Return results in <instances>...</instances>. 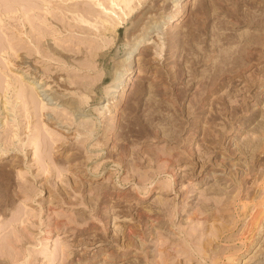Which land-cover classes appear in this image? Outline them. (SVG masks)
<instances>
[{"label": "rangeland", "instance_id": "obj_1", "mask_svg": "<svg viewBox=\"0 0 264 264\" xmlns=\"http://www.w3.org/2000/svg\"><path fill=\"white\" fill-rule=\"evenodd\" d=\"M16 1L0 0V264H264V0ZM86 3L90 30L68 9ZM34 14L54 50L35 49Z\"/></svg>", "mask_w": 264, "mask_h": 264}, {"label": "bare ground", "instance_id": "obj_2", "mask_svg": "<svg viewBox=\"0 0 264 264\" xmlns=\"http://www.w3.org/2000/svg\"><path fill=\"white\" fill-rule=\"evenodd\" d=\"M15 1V0H14ZM121 2H122V4L124 5V6H126L128 3H129V0H121ZM16 3L18 4V5H20V6H22V9H23V7H25L26 6V4H29V3H31V2H24V1H22L21 3L20 2H18V0L16 1ZM118 4L117 2H115L114 0H112V4ZM120 3V2H119ZM37 5V4H36ZM35 4H33L32 3V6L30 5V8H25L26 9V11H28V10H30V9H32V10H34L35 9V7H37ZM100 5H101V3H100ZM7 7V6H6ZM123 7V6H122ZM121 7V8H122ZM104 8H106V7H104ZM104 8H102L101 10H103ZM6 9V8H5ZM4 9V10H5ZM69 10L71 9L72 10V12L74 13V15L72 16L74 19L73 20H76V23H78L79 25H80V23H82V28L83 29H86V30H90V27H88L87 26V24L86 23H90V24H92V21H90L88 18L89 17H93V16H96V15H101L99 12H98V9L97 8H95L94 6H92V5H90V4H88V3H86V5L83 7V8H79V9H77V8H68ZM14 10V9H13ZM24 12H25V10H24ZM102 12H107L104 16H107L108 18H105V21H110L111 23L110 24H112V22L114 21V18L115 17H119V14H117V11L116 10H114V9H111V11L110 10H104V11H102ZM115 14H117V15H115ZM124 14V13H123ZM36 14H34L32 17H30L29 18V22H30V29L32 30H30V32H35V34L37 35V36H35L34 37V44H35V49L36 50H38L39 52H41V53H43L42 51H47V48H49V50H54L53 48L54 47H52V46H50V45H47V46H45V48L43 47V45H44V43H42V40H41V38H43V37H45L46 36V33L47 32H41V30L43 29V30H47V28L46 27H44L41 23H37L36 21H35V19H34V16H35ZM39 15V14H38ZM55 18H57V19H60L61 21H66L67 23V25L69 26H73L71 23L72 22H70V20H66V17H65V15L64 14H59V15H55ZM178 18V16H176L175 18L173 17V21H175V19H177ZM1 22V21H0ZM115 22H113V24H114ZM84 24V25H83ZM75 25H77V24H75ZM89 25V24H88ZM93 25V24H92ZM115 25V24H114ZM0 28H1V24H0ZM3 31V30H2ZM1 40V39H0ZM141 41H144V37L141 39ZM2 44H4V41H0V49L2 48V47H4V45H2ZM43 44V45H42ZM42 47H43V50H42ZM57 51V50H56ZM58 53H60L61 55H62V53L60 52V51H57ZM139 68V67H138ZM129 70V68L127 69L126 68V74H128V77L126 76V78H125V80H124V83H122V85L120 86V90H119V94H118V96H117V102H119V101H122L125 97H126V94H127V89H128V87H129V84H131L133 81H134V77H138V75H136V76H133L132 74H131V72L130 71H128ZM140 71V70H139ZM26 73L27 72H23L22 74H21V76L23 77V78H21V82H22V79L24 80L25 78H33L34 76H26ZM139 73V72H138ZM32 74V73H31ZM140 74V73H139ZM28 81H29V79H28ZM37 82V81H36ZM35 81H32V82H30V83H28L29 84V87H30V89L37 95L38 93H39V91H37L36 90V88L37 87H34V84L36 83ZM2 83V82H1ZM2 85V84H1ZM19 90H20V88H19ZM45 91V90H44ZM34 93H30V92H28L27 91V89L25 88V87H21V90H20V92H19V94H20V96L25 100V104H27V105H29V104H31V103H33L36 99H38V95L36 96V95H34ZM44 95H45V97H47V96H49V95H51V97H49V99H52V100H54V99H58V98H60V96L58 95V94H51V91L50 92H48V93H46V91L43 93ZM37 97V98H36ZM77 106V105H76ZM75 102H70L68 105H67V107H69V108H74V110H73V112L72 113H74V111L75 110H77L75 107ZM118 106V104H115L114 106H113V109H111V112L114 114L115 112H113V111H115V109H116V107ZM51 122L53 121V120H51V119H49ZM53 124H55V123H53ZM4 151H1L0 152V158H2L3 156H4ZM67 157V156H66ZM83 174H81L80 176H82ZM85 177V176H84ZM149 194V193H148ZM148 210V209H147ZM149 212V211H148ZM255 212V211H254ZM147 213V212H146ZM154 213V212H153ZM254 214V213H253ZM252 218H254V217H252ZM250 219V218H249ZM252 220V219H251ZM254 220V219H253ZM250 221V220H249ZM259 221V220H258ZM252 223V222H251ZM253 224H254V222H253ZM132 228V227H131ZM131 230H133V229H129V231H128V235H129V233L131 232ZM242 231V230H241ZM254 234V233H253ZM133 235V234H132ZM242 235H244V234H242ZM141 236V235H140ZM236 236V235H235ZM234 236V237H235ZM251 237V236H250ZM111 238V237H110ZM231 238V237H230ZM141 239H143V238H141ZM148 239V238H147ZM242 239V238H241ZM139 240V239H138ZM254 240V239H253ZM91 243V242H90ZM99 246V245H98ZM234 246V245H233ZM248 246V245H247ZM262 246V245H261ZM139 247V246H138ZM235 247V246H234ZM225 250V249H224ZM256 251H258L257 249H255ZM221 251V250H220ZM130 252V251H129ZM214 252V251H213ZM216 252V251H215ZM222 252V251H221ZM220 252V253H221ZM111 253V252H110ZM217 253V252H216ZM97 254V253H96ZM105 254V253H104ZM222 254V253H221ZM220 254V255H221ZM244 254V252L242 253V255ZM258 254V253H257ZM254 255V254H253ZM216 255L214 254V258H217V257H215ZM252 255H250L249 257H248V259H245L244 260V262H243V264H246V262L250 259V257H251ZM96 256H94L93 258H95ZM119 257V256H118ZM129 257V256H128ZM224 258H225V256H223ZM259 257H261V256H259ZM112 259V258H111ZM121 259V258H120ZM124 259V258H123ZM212 259V258H211ZM251 259H252V257H251ZM264 259V258H263ZM262 259V260H263ZM119 260V259H118ZM122 260V259H121ZM216 261H217V259H216ZM109 262V261H108ZM242 263V262H241Z\"/></svg>", "mask_w": 264, "mask_h": 264}]
</instances>
